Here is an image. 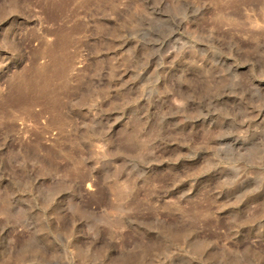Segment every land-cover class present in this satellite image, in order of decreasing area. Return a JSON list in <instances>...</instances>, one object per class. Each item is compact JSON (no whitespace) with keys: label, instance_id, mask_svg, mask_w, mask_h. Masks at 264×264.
Segmentation results:
<instances>
[{"label":"rangeland","instance_id":"obj_1","mask_svg":"<svg viewBox=\"0 0 264 264\" xmlns=\"http://www.w3.org/2000/svg\"><path fill=\"white\" fill-rule=\"evenodd\" d=\"M0 0V264H264V0Z\"/></svg>","mask_w":264,"mask_h":264},{"label":"bare ground","instance_id":"obj_2","mask_svg":"<svg viewBox=\"0 0 264 264\" xmlns=\"http://www.w3.org/2000/svg\"><path fill=\"white\" fill-rule=\"evenodd\" d=\"M68 1L69 0H45V2L52 3V4H54L52 6H55L56 8H59V9L65 7V4Z\"/></svg>","mask_w":264,"mask_h":264}]
</instances>
